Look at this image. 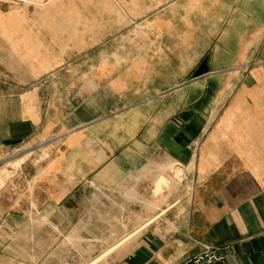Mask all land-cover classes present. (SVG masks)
I'll use <instances>...</instances> for the list:
<instances>
[{"label": "crops", "instance_id": "crops-1", "mask_svg": "<svg viewBox=\"0 0 264 264\" xmlns=\"http://www.w3.org/2000/svg\"><path fill=\"white\" fill-rule=\"evenodd\" d=\"M6 153L0 264H264V0H0Z\"/></svg>", "mask_w": 264, "mask_h": 264}, {"label": "rangeland", "instance_id": "rangeland-1", "mask_svg": "<svg viewBox=\"0 0 264 264\" xmlns=\"http://www.w3.org/2000/svg\"><path fill=\"white\" fill-rule=\"evenodd\" d=\"M28 155L29 153H23L22 155H17L15 159H13L14 157H12L11 153L0 156V187L4 182L10 179V175L14 174L13 170L18 169L21 165V161H24ZM8 169L11 171H8ZM7 176L9 177L7 178Z\"/></svg>", "mask_w": 264, "mask_h": 264}, {"label": "built area", "instance_id": "built-area-1", "mask_svg": "<svg viewBox=\"0 0 264 264\" xmlns=\"http://www.w3.org/2000/svg\"><path fill=\"white\" fill-rule=\"evenodd\" d=\"M223 258L222 254H219L214 247L205 246L204 249L189 257L181 264H203L206 261H216Z\"/></svg>", "mask_w": 264, "mask_h": 264}, {"label": "water", "instance_id": "water-1", "mask_svg": "<svg viewBox=\"0 0 264 264\" xmlns=\"http://www.w3.org/2000/svg\"><path fill=\"white\" fill-rule=\"evenodd\" d=\"M202 73H203V65H198V67L194 71V76H197V75L202 74Z\"/></svg>", "mask_w": 264, "mask_h": 264}]
</instances>
